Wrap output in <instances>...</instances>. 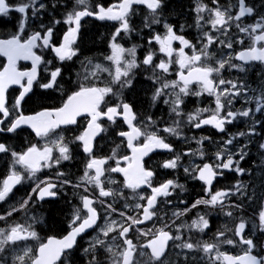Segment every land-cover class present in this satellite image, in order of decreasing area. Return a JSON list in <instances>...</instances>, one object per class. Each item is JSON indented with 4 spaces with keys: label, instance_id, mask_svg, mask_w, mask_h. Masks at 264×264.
<instances>
[{
    "label": "snow or ice",
    "instance_id": "6c2138e0",
    "mask_svg": "<svg viewBox=\"0 0 264 264\" xmlns=\"http://www.w3.org/2000/svg\"><path fill=\"white\" fill-rule=\"evenodd\" d=\"M21 3L13 6L9 0H0V14L7 16L13 7L20 14H25L29 8L33 14L37 11L35 5L38 0H27L23 2V7H19ZM193 3L195 26L199 31L196 40L199 43H193L183 34L186 25L180 24L181 34H178L176 26L169 24L166 19L162 22L158 16L151 20L146 16L143 27L149 29L147 41L149 47L142 60L137 57V45L125 48L117 42L118 37L122 32L130 36L136 31L132 24L133 5L143 4L154 13L158 8H163L162 0H114L107 6L105 3H97L91 9L88 7V0H76L73 9L64 14L63 20L53 21L55 27H48L44 32H35L31 46L16 51L18 56L32 61V69L30 73L21 74L23 82L17 81L20 87L15 99L9 100L5 94L4 104L0 109V134L16 133L17 130H23L22 125H27L44 143L42 145L30 143L18 151L12 145L0 142V154L11 157V166L6 172H0V205H7L0 207L2 225L0 264H39V252L49 242H56L59 245L51 264H73L77 261V252L89 257L87 264H141V261L143 264H168L170 247L179 248V252L176 253L178 256L184 254V264H188V256L194 250L204 253L210 264H233L234 261L242 259L221 252L219 246L212 242L224 239L226 233L230 231L227 225L223 226L224 231L217 229L210 240L193 241L192 236L186 238L184 234L185 229L188 232L196 229L200 233H206V230L210 229L208 214L197 211L200 206L213 209L227 207L229 210L223 211V214L229 218L233 217L230 209L238 206L225 204L226 200H231L230 189L216 188L215 173L209 181L199 173L192 176L185 168L186 175L192 176L197 182H202V192L192 200L175 203L176 206L173 207L172 195L176 189L186 192L185 185L178 184L176 178H168L177 168L176 160H179V155L175 160L162 161L158 171L149 168L147 161L144 160L136 178H130L127 173L129 157L119 155L122 145L133 151L136 141L143 136L145 139L143 156L151 160L149 152L154 153L157 148L166 152L175 151L174 147L159 135L160 132L180 135L174 127H158V121L153 120L151 116L140 121L134 102H129L124 97L123 91L133 86L136 73L141 70L150 69L152 72L148 77L152 81V105L155 106L158 100H163V103L169 106L170 116L185 115V98L189 95L200 97L207 93L214 97V103L222 109L221 95L225 93L239 95L241 88L255 91L247 85L246 79L242 83L239 77L224 80L222 72L227 66L228 69L239 70L247 77L250 68L246 67V63L259 61L264 64V50L255 52L249 49L246 52L242 47L236 56L229 55L227 60L221 57L211 67L207 66L205 64V61L209 60L207 53L210 52V48L216 47L219 40V36H214L213 33L218 31V25L222 27L227 24L226 20L219 18L227 9L220 5L219 0H212L211 6L204 3V0H193ZM40 7L43 8L45 5ZM209 11L218 19L209 21V30L200 34L204 25V17L200 13ZM86 17L118 22L108 44L110 54L103 55V63L94 64L93 57H84L80 60L83 50L78 44V37L81 33L82 19ZM26 24V17L22 16L17 25V32L23 34ZM161 24L163 33L155 32L153 26ZM56 25L61 27L57 29ZM64 25H67L66 30H63ZM257 26L264 28V25ZM228 31L230 27L224 28L225 35ZM240 32L246 33V29L241 28ZM245 38L241 36L235 43L243 46ZM37 40L42 43V47L36 43ZM174 42H179V48L173 47ZM153 43L159 46V53L165 57L159 59L158 63L156 53L152 50ZM258 44L264 49V41ZM219 45L230 52L233 49L231 40H219ZM33 48H39L40 54L33 52ZM186 49L190 50L191 55ZM45 51L54 53V58L45 59ZM234 59L244 63H231ZM56 60L60 62L59 66ZM78 61L83 71L75 72L77 79L66 80L65 72L68 71L71 76ZM42 65L44 72L48 74L43 77L47 80L45 83H40L38 79ZM173 65H178L179 70L175 73L177 78L168 79ZM105 73L107 75L102 80L101 76ZM260 75L264 76V72ZM34 82L43 91L34 90ZM193 82L200 89L195 93L192 91ZM258 87L264 90V79L260 81ZM48 90L60 92L59 106L46 102L52 95ZM113 97L115 99L110 104L109 99ZM85 98H90L92 103L74 110L73 105ZM199 111L197 109V112ZM39 118H45L47 123L42 126ZM78 118L86 121V126L81 125ZM193 119L195 115L189 114L190 123ZM105 120L110 125H115L112 132L120 141L110 150L111 154H106L105 147L99 143L105 139L104 134L109 132V128L103 126ZM207 122L205 120L193 126L201 129ZM121 124L126 125L127 130L117 132L116 127H121ZM138 124L149 125L153 129L151 135L141 132ZM68 132L78 134L69 138L65 136ZM204 139L208 138H201L198 143L202 144ZM74 155L83 157V175L75 183H72L69 173L55 171L54 176H49L42 171L59 169L62 162L70 161ZM203 155L201 152V157ZM217 158L222 159V156L218 153ZM230 163L237 162L230 160ZM228 170L240 176L245 172L244 169L232 167H228ZM117 176L122 178L116 179ZM25 181H32L34 186L24 197L9 204L15 196L14 190L18 191L19 187H23ZM69 185L73 189V195L78 196L79 203L73 206L67 227L54 235L41 237L36 229L43 224L44 218L29 216V213L34 211L33 205L45 201L46 197H57L60 191ZM232 187H237V184L234 183ZM126 191L131 192V200ZM161 197L164 198V203L174 209L171 223L168 222L170 218L159 215ZM120 201H123V205L122 210L118 211L121 207ZM194 211L196 215L190 224L177 223L182 217ZM21 214L24 223L14 219ZM254 215L261 221L260 229H264V204L255 210ZM248 222L247 217L240 218L234 228L235 240L229 239L227 245L233 247L237 243L244 245L247 248L244 255L248 264H264V250L257 251L254 233L253 236H248L246 232ZM253 228H256L255 223ZM43 230L41 228V231ZM84 236H90L86 241L88 244L86 248L80 243ZM37 240L41 242L39 249L30 247L29 242Z\"/></svg>",
    "mask_w": 264,
    "mask_h": 264
},
{
    "label": "flooded vegetation",
    "instance_id": "af4514ba",
    "mask_svg": "<svg viewBox=\"0 0 264 264\" xmlns=\"http://www.w3.org/2000/svg\"><path fill=\"white\" fill-rule=\"evenodd\" d=\"M112 1V0H109ZM167 0H163L165 2ZM187 7H189L190 15H186L185 18L178 20H170L166 14L162 13L161 15L153 14L149 19L154 17H160L163 22L164 19L167 20L169 24L176 26L177 33L179 32L180 24L186 25L184 33L186 38L193 41V43H199L196 40V37L199 34L197 27L195 26V14L193 13L194 3L193 0H184ZM106 2V1H105ZM204 3L211 6L212 0H204ZM220 5H222L226 11L221 15V19L227 21V24L217 26L218 31L213 33L214 36H219V40H231L233 42V49L231 52L228 49L221 48L218 44L215 48H210L207 54L209 60L205 61V64L211 67L217 62L221 57L228 59L229 55L236 56L243 49L247 52L251 50H264L258 44L260 41H264V28H260L257 25H264V0H245V4L250 10V15H239L237 10V1L230 0H219ZM158 12V11H157ZM12 11H10V17ZM204 17V25L200 30V34L209 30L210 25L209 21L218 19L211 11L208 13H200ZM54 18H59V16H53ZM53 17L50 18L53 20ZM1 19V18H0ZM59 19L55 20H60ZM141 20H144V17L137 16L134 18L133 22L138 23V35L135 40L140 41V44L135 42L129 43L128 48L133 45H137V57L139 60L143 59V55L148 50V39H149V29L143 27ZM50 22H52L50 20ZM18 22L13 23L12 25L0 27V38L7 36H14L20 40L22 34L17 32ZM134 26V27H135ZM55 27V25H53ZM230 27V31L225 35L224 28ZM56 28L60 27L56 25ZM246 29V33H241L240 29ZM153 29L155 32L163 33V27L161 25H154ZM47 28L41 32L46 31ZM10 31H13L12 35H7ZM62 33V32H61ZM60 33V35H61ZM241 36H245L244 45L241 46L235 41ZM126 40H122L124 42ZM37 44L42 43L38 40ZM179 42H174L173 47L179 48ZM199 47V44H197ZM159 46L155 43L152 45V50L156 53V62H159V59L165 58L164 54L159 53ZM106 50V47H105ZM35 51L40 53L39 48H35ZM186 52L191 55L189 49H186ZM44 57L53 59L50 51L44 52ZM175 59V56L173 57ZM59 66V62L55 61ZM231 63H244L239 60H232ZM5 64V59L0 57V69ZM16 66L18 69L26 70L31 64L26 62L18 61ZM43 66V65H42ZM250 68L247 72V77L245 74L241 73L237 69H228L227 66L222 72V78L224 80H234L239 77L240 82L246 83L251 89L255 91L248 90L246 88H241L239 95H234L232 93H225L220 96L221 109L216 103H214V97L209 96L207 93H203L200 97L195 95H189L185 98L184 113L182 117H177L175 115H169V106L163 103V100H158L155 106L152 105L151 96H152V81L148 79L152 75L151 70L143 71L136 73V76L133 81V86L137 81H142L143 85L146 86L147 98L137 96L138 104L136 105V110L139 114L140 121L148 116H151L153 120L158 121V127L163 128L174 127L176 132L180 135L177 136L175 133L168 134L160 132L159 135L162 136L167 143L172 145L175 149L174 152H166V150H161L157 148L154 150V153H149L151 160L148 157H143L140 159V156L136 153V148L145 143V139L141 136L135 143L134 150H127L126 147L122 145L119 150V155L128 156L129 163L127 165V173L130 178L138 177L141 168L143 166L144 160L147 161L148 167L159 170V165L164 160H175L177 155H179V160H176L177 168L175 171H172L171 176L168 178H176L178 184L185 185L186 192H180V189L177 188L176 192L173 193V207L175 203H178L182 200H192L202 192L201 184L202 182H197L192 179V176L197 175L198 173L203 175L205 179L211 181L214 173L217 178L214 181L217 189H230L231 200H226L225 204H235L238 207L230 209L233 212V217L229 218L223 214V211L229 210L227 207L221 208H210L205 206H200L197 211L208 214L210 219V229L206 230V233H200L198 230L193 229L191 232H188L187 229L184 230L185 237L192 236L193 241L198 240H210L214 233L219 229L224 231L223 226L227 225L230 231H228L223 240L212 241L219 246L221 252H226L232 257H239L244 255L247 251V248L244 245L239 243L235 247L228 246L227 241L229 239L235 240L234 228L235 225L239 223L241 217H247L249 222L246 226V232L248 236H253L254 233V242L257 246V251L264 250V229H260V223L258 217H255L254 212L261 204H264V90H261L258 85L260 81L264 79V76H261L260 73L264 72V64L259 61H250L246 63V67ZM43 69V68H42ZM178 65L172 66V72L167 77L168 79H176L175 73L178 71ZM44 71V69H43ZM66 78V77H65ZM72 80H75L71 77ZM44 79H41L40 83H45ZM133 86L130 89H125L123 91L124 97L129 101L133 102L130 97V90L133 89ZM39 88L38 85L34 89ZM19 90V88H18ZM199 86L193 82L192 91L195 93L199 91ZM52 91L55 94V101L47 102L49 104H55L59 106L61 102L60 92ZM223 92V89H221ZM53 94V95H54ZM12 98H9L11 100ZM115 98H110L109 103L111 104ZM147 99V100H146ZM146 100V103H144ZM144 103L143 105H141ZM197 109L200 111L197 112ZM231 113V114H229ZM14 114V113H13ZM28 114V113H26ZM189 114H194L195 119L189 122ZM120 118H118L119 120ZM207 120V123H204L201 129L195 128L193 125ZM78 121L81 125L86 126V121L78 118ZM230 121V123H229ZM104 127L109 128V132L105 133V139L100 140V145L105 147L106 154H111L110 150L119 144L120 141L116 139L115 135L112 132V128L115 125H110L106 120L103 122ZM141 132H147L151 135L153 129L147 124H138ZM223 129L222 131L218 129ZM28 132L27 129H23ZM127 130L126 125L121 127H116V131ZM74 134L78 133H65L66 137H72ZM28 135V134H26ZM201 138L204 139L202 144L198 143ZM229 141H231L229 143ZM19 149L23 148V144H15ZM201 152H203V157H201ZM188 153V154H187ZM222 156V159L217 158V154ZM245 153L247 154L245 156ZM187 154V155H186ZM242 156H245L244 159H241ZM230 160H234L237 163L232 164ZM136 164H140V168H135ZM220 165H225V167H219ZM228 167L244 169L245 172L242 176L231 172L228 170ZM185 168H187L192 176L185 174ZM55 171H61L69 173L71 176L72 183H75L77 179L83 175V157L74 155L70 161L62 162V167L59 169L49 170L48 175L54 176ZM223 173V175H219ZM44 177H41L43 179ZM122 177L117 176L116 179H121ZM236 183L237 187H232ZM34 186L32 181H25L23 187H19V190L15 191V196L13 200L9 201V204L14 203L15 200L24 197L26 192L30 191L31 187ZM126 195L129 196V199H132L130 191H126ZM161 203L159 207V215L161 217L167 216L170 218L168 220L171 223V214L174 209L167 203H164V198H159ZM61 200L66 202V214L63 218V226L61 228H53L48 221L46 213V203L48 201ZM79 203L78 196L73 195V189L71 185L65 187L57 197L52 199H45L43 202H39L33 205L34 211L29 213V216H43V224L38 227V231L41 237H46L48 235H54L56 232L61 231L63 228L68 225V217L73 211V206ZM121 207L118 208V211L122 210L123 201L119 202ZM0 207H7V205H0ZM131 214V213H129ZM196 212H192L189 215L182 217L177 223L184 222L187 224L191 223V220L195 217ZM118 218V217H115ZM15 220H19L21 223H24L23 214L19 217H14ZM256 224V228H253V224ZM2 226V225H0ZM151 227V225H149ZM41 228L44 230L41 231ZM94 235V234H92ZM90 239V236H84L83 240L80 241L83 248L88 247L86 243ZM143 242V241H141ZM40 241H30V247L34 249H39ZM179 243V242H177ZM58 244L56 242H49V244L39 252V264H51V261L58 249ZM179 252V248L170 247V253L168 259V264H184V254L178 256L176 253ZM77 261H74L73 264H87L89 257L83 256L80 252L76 254ZM103 258V257H101ZM71 259V258H70ZM143 264V261H141ZM188 264H210L208 257L198 251H192L188 256Z\"/></svg>",
    "mask_w": 264,
    "mask_h": 264
},
{
    "label": "trees",
    "instance_id": "16d2710c",
    "mask_svg": "<svg viewBox=\"0 0 264 264\" xmlns=\"http://www.w3.org/2000/svg\"><path fill=\"white\" fill-rule=\"evenodd\" d=\"M44 1L46 2L45 7L42 11V14L40 13V15H43V17L50 15L49 16L50 18H52L53 16H60L63 13V10L66 9L68 5L71 3V0H44ZM101 1H109V0H101ZM163 10L165 11L163 13H165L166 16L170 18V20L172 21L185 18L186 15L187 16L190 15L189 7L186 6L184 0H167L164 2ZM45 23L50 24L51 22L50 20H48ZM12 24H13L12 21L9 20L4 21L0 19V27L12 25ZM109 29L110 28L105 23L98 22L96 20L89 18L84 19L82 22L80 37L78 39V44L83 50V55L101 54L105 50V44L108 39ZM64 76L66 77L65 78L66 80L71 78L68 71L65 72ZM146 88L147 87L143 85L142 81H137L134 84L133 89L129 91L130 97L133 100L134 104L140 105L138 104L137 101V96L139 95V92H140V96L147 98ZM34 90L42 91L39 90L38 88ZM50 92L52 93V95L46 102H50L52 100L55 101L54 99L55 94L52 91ZM146 100L144 103H146ZM144 103H142L141 105H143ZM28 137H29V132L25 130L17 131L14 135L11 136L8 134H0V139L2 141L5 142L12 138L15 144H23V142H27ZM15 147L18 146L15 145ZM4 162L5 161L3 160V156H2L0 159V172L4 171V164H5ZM66 205H67L66 202L61 200L48 201L46 203L45 207H46L47 218L49 224L53 228H61L63 226V218L65 217L66 214Z\"/></svg>",
    "mask_w": 264,
    "mask_h": 264
},
{
    "label": "water",
    "instance_id": "95a60500",
    "mask_svg": "<svg viewBox=\"0 0 264 264\" xmlns=\"http://www.w3.org/2000/svg\"><path fill=\"white\" fill-rule=\"evenodd\" d=\"M94 18H96V17H94ZM0 51H1V49H0ZM6 75L5 74H0V80H5L6 81ZM0 95L2 96V93H0ZM234 262H238V263H240V264H245L246 262H248L247 260H239V261H234Z\"/></svg>",
    "mask_w": 264,
    "mask_h": 264
},
{
    "label": "bare ground",
    "instance_id": "6f19581e",
    "mask_svg": "<svg viewBox=\"0 0 264 264\" xmlns=\"http://www.w3.org/2000/svg\"><path fill=\"white\" fill-rule=\"evenodd\" d=\"M138 43L140 44V41H138ZM93 54H85L86 57H93L94 59H97L101 56V54H96V55H93ZM143 91V90H142Z\"/></svg>",
    "mask_w": 264,
    "mask_h": 264
}]
</instances>
